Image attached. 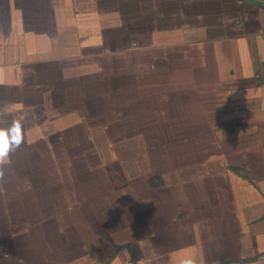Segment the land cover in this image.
<instances>
[{
  "label": "crops",
  "instance_id": "0c3cea01",
  "mask_svg": "<svg viewBox=\"0 0 264 264\" xmlns=\"http://www.w3.org/2000/svg\"><path fill=\"white\" fill-rule=\"evenodd\" d=\"M49 1L56 5L52 17ZM44 2L0 0V129L15 131L20 123L29 143L32 131L61 137L80 122H90L89 130L95 120L140 123L152 109L155 121L167 123L179 114L166 115L178 106L169 100L185 87L203 111L196 126L214 146L193 159L154 161L152 172L148 164L129 166L121 208L108 182L97 200L77 191L76 182L66 197L59 179L25 195L8 193L16 203L0 212V264H264V0ZM163 48H172V59H159ZM152 58L160 64L147 69ZM98 96L121 110L97 109ZM31 112L46 115L41 126L31 125ZM29 148L13 145L8 155ZM103 154L93 146L86 164L112 175L115 158ZM134 169L141 171L129 177ZM153 174L161 182L152 183ZM90 198L95 208L80 212ZM47 219L55 225H40Z\"/></svg>",
  "mask_w": 264,
  "mask_h": 264
},
{
  "label": "rangeland",
  "instance_id": "374dc122",
  "mask_svg": "<svg viewBox=\"0 0 264 264\" xmlns=\"http://www.w3.org/2000/svg\"><path fill=\"white\" fill-rule=\"evenodd\" d=\"M36 4L38 7H44L45 2L44 0H36ZM47 7L48 9L46 12L48 15L50 17L54 16L56 12V5L54 4V1L53 3L49 1ZM49 32H51V36H55L54 27L51 25H49ZM170 49L172 48H163L164 54L160 55L161 58L158 56L159 59H162L163 61H167V57L172 59L169 52ZM149 60L150 59H148L145 64L147 69L150 65L156 66V64H160L159 60H156L154 64L152 61L154 58L150 61ZM165 64L167 63H162L161 65ZM118 65L120 64L115 66L113 65V67ZM101 66L102 65L99 63L97 66L99 67V69H97L98 71L101 70ZM133 66L134 64L129 65V68L131 70L136 69ZM107 70L112 69L109 68ZM177 77L179 78V81H181V74L178 73ZM115 81L116 80H114V82ZM118 82H121V80L117 81V83ZM134 82L137 83L136 77ZM106 84V82L98 83V85L103 86H106ZM115 92L116 90L114 93ZM194 94V89L191 91L190 88L185 89V87L181 88V90H176V92L174 91V98L173 100H169V102L171 101L170 103H172H169V106H174V103L177 101L178 106L173 107L171 111H167L166 115L168 116L173 113L179 114L176 115V119L168 121L167 123L163 122L164 118L160 119V121H155L158 116L156 115V111L152 109L150 111V118H145V122L140 123H124L123 121H118L110 124L95 120L91 125L92 130H89L90 127L87 126L90 122H85L87 125L80 122L75 126L72 125L66 128L62 132L61 137H56L55 135L50 134H44V137H42L43 133L39 134L36 131H32V133L35 134L31 137L30 142L24 143L25 138L23 137V142L18 146L28 145L30 147L29 149H32L31 153H15V149L12 151L14 153H10V155H8V161L13 163L12 166L14 169H6V165L2 166L4 177L3 179H0V212H3L4 209L13 208L16 203L15 201H9L4 197L8 193L13 192L15 194L25 195V192L30 191L31 188L40 186L42 184L41 181H54L58 179L62 184H66V197L75 192V186L73 187L72 185L73 182H76L77 191H82L80 193L91 195L95 200L99 199L101 185L104 182H108L107 184L109 188L115 189L114 194L118 196H116L117 202L115 203V206H119V208H121L120 206L122 203H120L119 193L122 188V180L128 178L127 168L129 166L137 162L148 164L149 172H152L154 161L157 162L167 160L169 157H172L171 155H173V159L177 156L179 159L177 161H180L184 157L193 159L197 155H201V152L206 150L210 151L211 148H213L214 145L212 141L209 140L208 136L210 133L203 131L200 126L198 128L196 126L199 124L196 121V117H200L203 114V111L196 110L197 104L200 103L195 102L197 97L194 96ZM169 95H171V93ZM191 98H194V100ZM35 100L36 104L33 108L35 110H39L40 112L41 109H43L40 104L41 101L38 103V98ZM106 105L102 101L101 97L98 96L97 109L101 110L102 108H105V110H121L120 107L107 108ZM182 106H184V108H181ZM140 110L144 115L148 109L146 110L141 107ZM31 115L36 118L33 122H31V125L35 124L39 127L44 123L43 118L46 116L45 114L39 113L36 115L31 112ZM120 119L122 118L120 117ZM100 124L104 128L103 130L99 129L101 126ZM18 125H20V123H18ZM159 125H161V130L160 132H157L156 129L159 128ZM139 126L140 129L145 128L143 135H140L142 133L139 134L138 132L134 133ZM23 128L24 127L22 126V135ZM74 134H76V137H73ZM93 146H99V148L101 147V149H103V156L107 157L106 160L108 162L110 161V157L115 158V160H113L114 172L112 175H110L111 171L107 170L106 167H102L103 169H94L86 164L89 162V157L85 156V153ZM110 150H112V153H109ZM106 151H108V153ZM57 162L60 166H63V168L59 170L56 169L57 164L55 165V163ZM4 167L5 169H3ZM139 171L141 170H132L129 177L138 176ZM155 175L158 174L150 176L151 182H154L153 179L161 182L160 176ZM51 185L52 187H50L51 190L49 192L55 198L57 196L56 190L58 188V184L55 182ZM137 185H139V183H137ZM63 186L64 185H61V188H63ZM13 189L14 191H12ZM18 204L25 210L26 202L24 200L20 201ZM86 204L88 205V209L81 210L80 212L92 211L95 208V203L91 201V198ZM90 205L94 207H91ZM36 206L38 210L44 209L45 202L40 201ZM61 206H63V202H61L58 208ZM45 209L47 211L51 210L49 203H47V207ZM77 212L78 211H76V213ZM72 216L73 215H71L70 218H67L66 221H72ZM1 221L4 222V219H0V222ZM40 225H55V223L47 219Z\"/></svg>",
  "mask_w": 264,
  "mask_h": 264
},
{
  "label": "clouds",
  "instance_id": "9594fccd",
  "mask_svg": "<svg viewBox=\"0 0 264 264\" xmlns=\"http://www.w3.org/2000/svg\"><path fill=\"white\" fill-rule=\"evenodd\" d=\"M12 129H0V179H3L2 166L7 164L8 154L13 145L19 146L23 142L22 125L14 124Z\"/></svg>",
  "mask_w": 264,
  "mask_h": 264
}]
</instances>
